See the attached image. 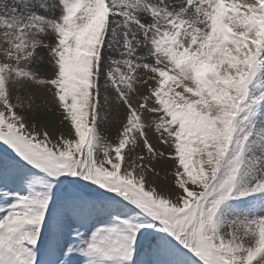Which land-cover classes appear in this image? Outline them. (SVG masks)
I'll use <instances>...</instances> for the list:
<instances>
[{
	"label": "snow or ice",
	"instance_id": "snow-or-ice-1",
	"mask_svg": "<svg viewBox=\"0 0 264 264\" xmlns=\"http://www.w3.org/2000/svg\"><path fill=\"white\" fill-rule=\"evenodd\" d=\"M0 264H264V0H0Z\"/></svg>",
	"mask_w": 264,
	"mask_h": 264
}]
</instances>
